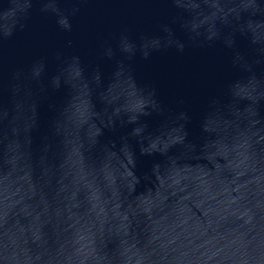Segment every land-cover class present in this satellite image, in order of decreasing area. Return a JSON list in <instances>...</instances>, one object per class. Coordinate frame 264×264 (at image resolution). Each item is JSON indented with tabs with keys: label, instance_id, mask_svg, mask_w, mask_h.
Masks as SVG:
<instances>
[{
	"label": "clouds",
	"instance_id": "9594fccd",
	"mask_svg": "<svg viewBox=\"0 0 264 264\" xmlns=\"http://www.w3.org/2000/svg\"><path fill=\"white\" fill-rule=\"evenodd\" d=\"M96 2L112 0H0V46L34 6L71 32L70 18ZM163 2L180 12L159 33L124 27L115 47L100 43L113 62L106 81L101 64L59 50L51 74L45 56L11 73L0 100V264H264V0ZM217 41L244 75L208 100L194 141L189 113L165 107L130 62ZM142 157L151 166L138 172Z\"/></svg>",
	"mask_w": 264,
	"mask_h": 264
},
{
	"label": "water",
	"instance_id": "95a60500",
	"mask_svg": "<svg viewBox=\"0 0 264 264\" xmlns=\"http://www.w3.org/2000/svg\"><path fill=\"white\" fill-rule=\"evenodd\" d=\"M180 12L171 3L163 0H112L83 5L76 16L71 17V32L59 28L55 17L45 16L34 6L27 27L17 32L0 46V100H9L8 83L11 73L17 68H27L34 59L49 58V74L55 71L56 63L52 59L56 51L66 55L78 54L85 64L99 63L105 81L113 71V62L99 58V45L108 40L115 47L113 34L127 27L135 37L141 32L159 33V26L171 24V18ZM180 39L185 34L172 25ZM71 41L72 46L67 47ZM237 46L242 52H249V42L238 37ZM232 52L217 41L212 46L186 47L181 53L175 48L154 52L148 59L139 54L131 61L134 75L140 84L154 87L158 100L167 108L184 110L191 116L189 124L190 139L198 141L201 136L200 120L211 97H223L225 86L231 80L244 73L231 64ZM258 74L264 73V65H257ZM63 92L53 95L52 100L59 102ZM48 101L40 105L41 130L46 128L50 112ZM155 125L156 118H149ZM108 137L111 134H106ZM152 158L142 157L138 172L150 168Z\"/></svg>",
	"mask_w": 264,
	"mask_h": 264
}]
</instances>
